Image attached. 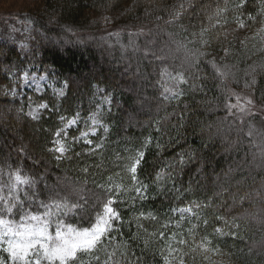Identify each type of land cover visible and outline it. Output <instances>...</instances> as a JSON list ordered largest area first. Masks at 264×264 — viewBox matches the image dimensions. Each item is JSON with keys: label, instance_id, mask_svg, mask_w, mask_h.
<instances>
[{"label": "trees", "instance_id": "1", "mask_svg": "<svg viewBox=\"0 0 264 264\" xmlns=\"http://www.w3.org/2000/svg\"><path fill=\"white\" fill-rule=\"evenodd\" d=\"M238 3L40 0L25 10L33 29L15 36L9 27L15 19L0 14L4 201L15 203L11 189L19 169L35 181L18 186L25 211L43 213L48 205L57 212L56 203L87 199L83 211L57 217L88 227L96 214L92 209L109 195L106 189H118L114 207L121 221L114 225L111 245L105 243L108 253L115 252L109 264H164L168 250H178L171 264H264V11L259 0H247L242 12ZM249 13L254 19H247ZM241 15L242 29L236 20ZM190 52L206 55L190 62L185 59ZM25 71L29 77L47 76L43 96L22 79ZM179 72L188 81L175 87L180 95L164 93ZM61 88L64 97L56 94ZM238 93L250 96L259 110L251 106L247 114L233 109L229 115L225 105ZM44 101L48 110L30 118L27 111ZM77 114V124L61 137L70 150L57 158L56 132L65 128L60 117L66 123ZM93 115L103 127L82 139ZM250 127L256 129L252 137ZM10 139L23 144L21 151ZM139 151L146 153L138 171L146 185L143 198L126 172L127 158ZM193 203L205 207L193 209L196 218L186 212L181 219L178 210ZM217 217L229 225L235 220L238 230ZM218 227L225 235L214 232ZM205 237L209 251L199 247ZM182 239L187 244H179ZM97 255L108 259L104 250Z\"/></svg>", "mask_w": 264, "mask_h": 264}, {"label": "snow or ice", "instance_id": "2", "mask_svg": "<svg viewBox=\"0 0 264 264\" xmlns=\"http://www.w3.org/2000/svg\"><path fill=\"white\" fill-rule=\"evenodd\" d=\"M247 0H239V3L236 5V10L241 11L245 7ZM261 10L264 11V0H259ZM248 20L254 19V17L249 13ZM238 21V27L244 28L246 26L243 16L236 17ZM30 23V22H29ZM23 46V45H22ZM182 47V46H181ZM227 55V50H225ZM206 55L205 53H196L190 52L186 55L185 59L190 62H195L199 57ZM212 63L215 71L220 77H225L227 72L223 70L219 65H216L214 61ZM227 66H224L226 69ZM163 74V73H162ZM22 79L28 81L29 74L27 71L23 73ZM37 79H44V77H32L33 82ZM174 82V87H165L164 93H172L174 96L180 95L179 92L175 91V87H178L180 84L188 83L185 78L184 73L179 72L175 77H171ZM15 93V89L13 90ZM36 93L38 96H43V92L39 90V85L36 84ZM56 94L60 97L65 96L63 88L57 90ZM237 103H226L225 108L228 111L229 115H233V109H235L240 114H245L247 111V105H250L252 101L249 99L244 105L240 103V97L236 96ZM49 105L47 101L41 102L33 107L28 115L32 119H39L40 112L42 110H48ZM77 116H74L71 119H67L61 116L60 120L62 124H65V128L58 130L56 132V140L54 142L53 151L58 155L57 158H62L66 152L70 149L66 142V139H62V136L67 135V129L71 126L77 124ZM91 124L93 125L91 133L95 134L96 126L103 127L100 124V121L96 118L95 115L90 116ZM105 131L107 129L105 128ZM256 129L250 127L247 135L249 137L253 136V132ZM89 135V132H82L80 137L86 138ZM75 139V138H73ZM87 144L91 145L92 141L87 140ZM98 147V146H97ZM146 162V153L144 151H139L135 153L134 156L127 158L126 172L130 175L131 182L133 184V191L137 194L138 198H143L146 191V185L138 179V171L143 163ZM159 173L157 177L159 178ZM15 184L13 185L11 191L16 192L15 203L9 204L8 201H4L3 197L0 196V201H3L4 207L0 209V213H14V209L17 210L15 213L19 216L20 223H16L14 219H5L3 215H0V252L3 254L0 255V264H109V261H113L115 257V252L108 253L105 248V243L109 245L115 239L112 237L111 233L116 231L115 223L121 221L120 212L114 205L117 202L116 197L113 195V192L118 189L108 188L106 191L109 193L107 198L103 201H100L95 208L92 209L96 214L93 217H90V224L88 227H78L71 223H66L63 220L53 221L52 217L57 215H68L71 212H80L83 211L88 206L87 199L79 200L77 203H56L55 208L57 209L56 213H53L48 205H43L47 211H44L42 214H29L24 210V200L21 199L20 191L18 190L19 185L32 186L35 184V181L29 176L21 174L19 169L14 173ZM0 191H3V188L0 187ZM25 198L28 197L27 192H23ZM11 193L9 194V199H11ZM205 207L198 203H193L188 205L184 209H179L178 211L181 214V219H183L184 213L192 212L193 217L196 218V213L193 209L199 210ZM102 209V210H101ZM23 213V214H21ZM140 216L144 218V214L141 213ZM218 222H223L225 226L230 228H235L238 230L239 225L233 220L232 224L229 225L228 221L224 220L222 217L216 218ZM202 223L207 226L208 221L205 219ZM54 227L53 231H50L52 225ZM167 227V226H165ZM196 226L194 225L190 229V234L194 232ZM214 232L217 235H225L222 228H215ZM175 233L172 234L169 239L175 237ZM228 235H236V232H230ZM159 236L161 240L165 238V233L160 232ZM179 244H187L186 240H179ZM211 243L207 237L203 238L199 247L203 248L205 251L210 249L207 247ZM119 247V246H117ZM101 250L105 251V254L108 256L107 260L101 261V258L97 253ZM174 251L178 250H168L167 255L162 254V259L164 264H171L170 257L173 256ZM83 257H87L84 259ZM183 264V260H181Z\"/></svg>", "mask_w": 264, "mask_h": 264}, {"label": "rangeland", "instance_id": "3", "mask_svg": "<svg viewBox=\"0 0 264 264\" xmlns=\"http://www.w3.org/2000/svg\"><path fill=\"white\" fill-rule=\"evenodd\" d=\"M40 0H0V14L3 16L4 19L6 18H14L15 22H13V24L9 27L12 30V34L15 36V33H20L22 34H26L27 31L29 32L30 30L33 29V21L30 18L29 15H27L25 10H28L30 8V10L34 7H36L37 5H40ZM29 14V13H28ZM30 22V23H29ZM12 23V22H11ZM4 24V23H3ZM53 42H56L55 40ZM107 47H110V44L107 43ZM32 77H44V79H37L35 81V83L32 80ZM48 82V78L46 75H41V74H34L32 76L29 77L28 81H27V85L29 88H35L36 89V84L39 85V90L41 92H43L46 88V84ZM236 96L240 97V103L242 105H244L246 103L247 100H251L252 103L250 105H247V109H249V107H253L254 110H259L257 104H255V102L253 101V99L248 96V95H244V94H235V100L233 101V104L237 103L236 101ZM35 107V106H34ZM32 108H30L27 112L29 113V111ZM263 112H264V107L260 108ZM247 114V112L245 113ZM264 114V113H263ZM97 118V117H96ZM93 125L91 124V120L89 123H87L84 128H83V132H89V135L86 137L88 138L89 136H95L98 132V128L99 126H96V130H95V134L91 133V129H92ZM10 144L12 147L16 148L17 150L21 151L22 148V143L17 142V141H13L10 139ZM47 211V210H46ZM51 211L53 213H56L55 210ZM29 214H42V213H29ZM5 219H14L16 221V223H20L21 221L19 220V216L16 215L15 213L9 214L8 216H4ZM53 221L59 219V217L57 216H53L52 217ZM60 220V219H59ZM54 227L55 225L53 224L52 227L50 228V231H53L54 234Z\"/></svg>", "mask_w": 264, "mask_h": 264}]
</instances>
